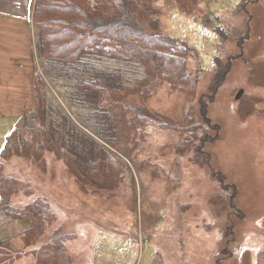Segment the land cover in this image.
<instances>
[{"label": "rangeland", "instance_id": "rangeland-1", "mask_svg": "<svg viewBox=\"0 0 264 264\" xmlns=\"http://www.w3.org/2000/svg\"><path fill=\"white\" fill-rule=\"evenodd\" d=\"M28 3L16 0L2 12L26 18ZM152 8L160 32L189 48L191 91L150 84L137 63L92 57L101 64L72 66L93 79L96 68L111 66V75L122 77L121 95L144 112L136 119L142 126L130 134L126 121L133 112L101 108L72 80L73 71L39 61L32 31L31 76L43 79L44 115L37 114L27 85L21 100L0 103V152L10 130L26 132L16 133L18 152L4 163L3 174L19 182L9 206L18 210L41 198L55 218L28 248L23 234L11 235V264H34L39 250L51 251L58 228L64 233L59 251L73 264H264V0H200L186 12L159 1ZM19 35L25 31L0 30V48L6 42L8 60L20 58L16 62L24 67L3 70L0 88L7 92L8 73L13 72L9 82L21 86L29 64L28 42L25 50L14 43ZM30 130L50 138L51 150L36 155L34 146L21 149L23 139L38 140ZM74 139L81 146L106 142L125 162L113 157L114 188L104 191L103 182L73 178L60 147L80 148ZM17 222L31 225L27 219Z\"/></svg>", "mask_w": 264, "mask_h": 264}, {"label": "trees", "instance_id": "trees-1", "mask_svg": "<svg viewBox=\"0 0 264 264\" xmlns=\"http://www.w3.org/2000/svg\"><path fill=\"white\" fill-rule=\"evenodd\" d=\"M12 1L13 4L16 2ZM159 1L164 4L174 2L178 9L184 12L192 10L196 3L200 2V0H29V16L37 59L64 65L71 71L72 66L78 63L87 66L89 62L94 61L92 57L137 63L143 66L144 74L150 78V84L159 81L166 83L173 90L189 92L192 86L189 84L185 63L189 48L160 32L159 17L152 8ZM102 69H95L97 72L94 79L89 73L79 75L73 71L72 80L74 79L87 95L95 100L97 98L96 102L100 103L101 108L112 105L122 107L124 111L126 109L132 111L134 114L132 121L130 119L126 121L130 134L131 130L142 126L143 122L138 123L136 119L137 115L144 117V112L138 107L134 108V100L126 98L128 94L121 95L122 85L125 83L122 77L121 81H117V78L111 75V71H115L111 66ZM39 85L42 88L44 82L37 76L34 79L33 95L37 114L42 117L44 101L39 98ZM216 87L218 88V85ZM146 88L143 87L140 91L143 97L144 93L148 92ZM137 93L138 91L134 94ZM143 97L139 99L142 100ZM19 131L23 130L18 128L8 139L9 145L0 156V218L13 221L27 219L31 222V227L23 233L24 244L28 248L37 241L45 227L53 223L55 217L47 202L41 198L18 209L19 211L9 206L12 197L19 192V182L3 175V162L18 152L15 140L21 139V136L16 135ZM31 133L37 134V142L23 139L19 143L21 149L35 147L36 155L44 150H51L50 147L54 143L50 138L43 137L42 133L33 131ZM73 141L80 145V148L77 149L75 146L72 149L70 146V151L64 146L60 148L66 151L65 163L76 181L82 184L87 182L88 185L103 182L104 191L107 187L114 188L118 172L117 162L114 160L117 159L122 164L125 162L112 154L109 149L111 146L106 142L104 144L93 139L91 145L81 146L84 142L79 140L77 142L75 139ZM77 150L86 153L78 154L75 152ZM63 234L60 228L53 232L50 244L52 250H39L35 254L34 264H73L69 255L59 251L60 248L62 251ZM32 240L34 243L30 244ZM15 256L17 257L18 253ZM13 260L10 241H0V264H11Z\"/></svg>", "mask_w": 264, "mask_h": 264}, {"label": "crops", "instance_id": "crops-1", "mask_svg": "<svg viewBox=\"0 0 264 264\" xmlns=\"http://www.w3.org/2000/svg\"><path fill=\"white\" fill-rule=\"evenodd\" d=\"M6 1H8L9 5L13 4L12 0H0V2H1V5H0V8H1L0 9V11H1L0 12V23L2 24V25H0L2 27V28H0V30L8 32L9 29L10 30H13L14 28L23 29L25 31V36H20V35L17 36L15 38L14 43L18 44L17 45L18 47H22L25 50V47L27 46V42H28V51H29V46L31 45V39H32V25H31V16H29V13H30L29 3H28V6L26 8L27 9L26 18H19V17L12 16V15H9V14H5V13L2 12L3 11V7H7L8 6V3ZM11 26H14V27H11ZM29 33H30V36H29ZM27 35L29 36L28 40H27ZM5 46H7L6 42L3 43L1 48H0V56H1V58H0V75H1V73H3V70L7 69V68L10 71L11 70L20 71V68H24V67H21L22 64H23V63H21V61L20 62H16L17 60H20V58H11L10 60H8L9 51L7 50L8 47L7 48H3ZM31 47H32V45H31ZM29 57H30L29 64L26 66L27 70L24 73L25 74V78L22 77V79L20 81L21 86L17 85L15 83V80L12 81V82L11 81L9 82L10 76L13 75V72L8 73V78H6L5 81H6L7 85H9V87L12 89V91L11 92H7L6 90H3V89L0 88V103H8V102H12L13 100L16 102V100L17 101L21 100L22 99L21 96H23L24 93L26 92V85L29 87V90L27 91V93L28 94H33V89H34V83L33 82H34L35 76L34 75L31 76V72L33 71V69L31 70V67L34 64L32 62V56H31V52L30 51H29ZM23 80H24V82L26 80V84L25 83L22 84ZM0 82H1V78H0ZM16 86H18L17 89H16ZM33 99H34V95H33ZM3 108H6V106L3 105ZM16 128L10 130L11 132L7 136H5L4 142H3L4 146H3L2 151L0 152V156L3 153V151L8 147V145H9L8 139L15 134V132L17 130ZM10 160L11 159L6 160V161L3 162V169H4V163H6V162H8ZM2 172H3V170H2ZM11 172L12 171L8 170V173H11ZM5 177L12 178V177H10L8 175L5 176ZM73 178L76 179L74 176H73ZM17 221L18 220H14L13 221V220L6 219V218H0V239L1 240H12V239H9L11 237V235L14 234L16 236H20L27 229H29L31 227V225H29V224L21 225ZM4 232H6V233L11 232V234L4 236L3 235Z\"/></svg>", "mask_w": 264, "mask_h": 264}, {"label": "water", "instance_id": "water-1", "mask_svg": "<svg viewBox=\"0 0 264 264\" xmlns=\"http://www.w3.org/2000/svg\"><path fill=\"white\" fill-rule=\"evenodd\" d=\"M238 92H239V93L237 94V97H236L237 99L241 97L243 91L241 90V91H238Z\"/></svg>", "mask_w": 264, "mask_h": 264}]
</instances>
